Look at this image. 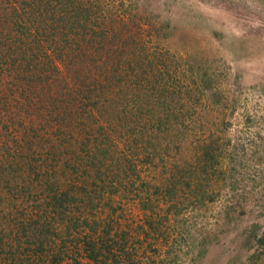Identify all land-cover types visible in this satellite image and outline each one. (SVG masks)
<instances>
[{"label":"trees","instance_id":"obj_1","mask_svg":"<svg viewBox=\"0 0 264 264\" xmlns=\"http://www.w3.org/2000/svg\"><path fill=\"white\" fill-rule=\"evenodd\" d=\"M148 34L102 0H0L1 84L34 73L55 89L48 99L36 92L45 85L34 88L9 119L0 99V264H140L125 249L127 234L111 236L112 199L147 195L134 187L138 141L119 143L127 139L121 121L145 114L144 124L171 116L177 124L189 93L168 77L164 52L150 53ZM65 69L71 84L66 74L53 78ZM176 174L168 178L175 186ZM254 238L250 264H264V230Z\"/></svg>","mask_w":264,"mask_h":264},{"label":"rangeland","instance_id":"obj_2","mask_svg":"<svg viewBox=\"0 0 264 264\" xmlns=\"http://www.w3.org/2000/svg\"><path fill=\"white\" fill-rule=\"evenodd\" d=\"M102 1L147 28L150 53L160 48L168 77L189 90L188 113L177 124L173 116L160 126L144 124L145 114L137 123L121 121L127 139L119 143L129 149L138 141L134 187L141 194L146 187L147 195L112 199L111 236L127 234L125 249L140 264H250L254 236L264 230V0ZM192 65L201 69L197 75ZM27 74L0 81L4 119L34 88L45 85L36 92L48 99L47 89L55 90L38 77L30 84ZM65 74L71 84L67 69L53 78ZM174 172V183L182 177L176 186L168 180ZM189 183L197 187L189 190Z\"/></svg>","mask_w":264,"mask_h":264}]
</instances>
